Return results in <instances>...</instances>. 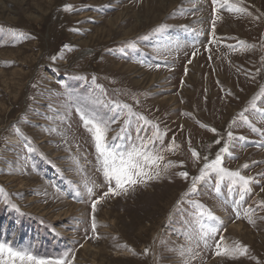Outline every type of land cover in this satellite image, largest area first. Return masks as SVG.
Here are the masks:
<instances>
[{"label":"rangeland","instance_id":"1","mask_svg":"<svg viewBox=\"0 0 264 264\" xmlns=\"http://www.w3.org/2000/svg\"><path fill=\"white\" fill-rule=\"evenodd\" d=\"M117 104L165 133L162 178L93 213L107 182L77 109L118 111L109 140L125 119L135 135L136 117ZM260 109L264 0H0V242L69 264H264V135L249 126L264 131ZM211 128L245 137L228 141L223 166L253 177L251 192L224 181L217 193L213 177L191 193L203 166L191 151L212 159L223 147ZM202 223L217 229L207 247ZM216 242L248 252L217 256Z\"/></svg>","mask_w":264,"mask_h":264},{"label":"snow or ice","instance_id":"2","mask_svg":"<svg viewBox=\"0 0 264 264\" xmlns=\"http://www.w3.org/2000/svg\"><path fill=\"white\" fill-rule=\"evenodd\" d=\"M218 2V0H212L213 6ZM226 2V0H225ZM70 5H65V8H70ZM230 11L235 10L239 12L246 11L244 8H236L232 6L229 8ZM215 12V8H214ZM165 25H160L157 31L164 29ZM213 34H215V17L212 22ZM78 31V30H77ZM12 35H17L16 30H12ZM20 36H24V33H19ZM147 39V37H145ZM244 43V42H241ZM69 46L64 45L67 49ZM130 47L135 48V42H132ZM121 52L125 49L121 48ZM211 58V57H210ZM53 61L57 59L56 56L51 58ZM190 62V61H189ZM159 67V65H157ZM81 79H83L81 77ZM93 82H95L96 77H92ZM253 108H256V104L253 103ZM116 109H128L129 116L136 117V123L139 127L133 131L129 130L131 128L130 121L128 119L124 120L125 125H129V129L121 128L120 133L113 137L111 140L107 137V132L109 131L110 125L116 123L119 118V112H115L113 115H109L97 108L91 111H84L82 109H77V112L82 120L83 126L86 131L90 134L92 138L96 159L99 164V170L102 172L104 180L107 182V191L103 192L98 198L91 201L92 212L95 213L97 205L100 204L105 198L115 197L121 195H128L130 191H135L141 185H147L153 180H159L162 178V172L160 170L157 161L163 160V152L166 150L164 145L165 133L160 130L158 124L153 123L151 120L147 119L143 115H137L132 112L131 106L124 104L115 105ZM112 109H109L111 112ZM264 114V109L259 110ZM245 122H247V117H242ZM142 122V123H141ZM253 132H257L260 135H264V131L256 128L253 125H249ZM145 129L150 130L151 135H148ZM212 133L217 135L215 144L220 145L223 143V147L219 148V151L215 154L214 158L209 159L207 156L201 158L200 154L196 150L191 151L192 157L196 161L203 159V166L199 169V174L191 178V193L197 191V182H203L207 179L215 178L216 192H220V185L222 182H228V189L231 190L233 187L239 186L241 192H251L250 184L255 182L253 177L244 176L239 170H230L223 166L224 156H232L230 151V145L228 141L233 140H244L245 137H235L231 130L227 132V139L221 136L220 133L215 128L209 129ZM17 131H19L17 129ZM144 132L145 135H141ZM121 133L123 135H121ZM121 141H124L121 143ZM27 147V145H26ZM175 140L170 145H168L167 150L172 151L176 148ZM29 151H32L29 148ZM172 166V162L169 161L165 166L164 171H167L168 167ZM182 166V162H181ZM247 168L248 165L243 166ZM178 175L185 180L189 179V173L182 171ZM189 193V194H191ZM89 196L92 195V189H88ZM180 203H183L181 201ZM188 204L195 205L200 209V217L207 218L209 221H219V217H216L210 210H207L205 206L196 201H187ZM264 207V202L261 204ZM16 208L15 205H12ZM19 211V209H16ZM239 217V213H237ZM97 224L93 216L91 231L95 234L93 238H99L96 234ZM217 232V229L211 225L205 226V224L200 225L199 240H202L204 245L208 246V239L212 237ZM224 237L221 235L220 240L222 241ZM220 242H216V255L225 256L234 252L236 254H245L248 252L246 246L237 245L233 249L220 250ZM147 252V249L145 250ZM67 255V254H66ZM184 253L181 252L183 257ZM194 258V257H193ZM0 264H69L67 258H54L51 256H38L34 255L30 251L17 250L7 241L0 242Z\"/></svg>","mask_w":264,"mask_h":264},{"label":"bare ground","instance_id":"3","mask_svg":"<svg viewBox=\"0 0 264 264\" xmlns=\"http://www.w3.org/2000/svg\"><path fill=\"white\" fill-rule=\"evenodd\" d=\"M119 91V90H118ZM238 227H239V225H238ZM240 228V227H239ZM243 228V227H242ZM87 247V246H86ZM86 249V248H85Z\"/></svg>","mask_w":264,"mask_h":264}]
</instances>
